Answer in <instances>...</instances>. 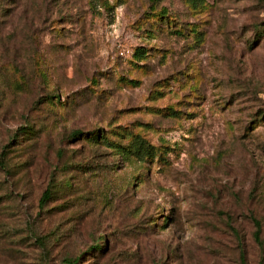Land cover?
<instances>
[{
  "label": "rangeland",
  "instance_id": "1",
  "mask_svg": "<svg viewBox=\"0 0 264 264\" xmlns=\"http://www.w3.org/2000/svg\"><path fill=\"white\" fill-rule=\"evenodd\" d=\"M261 256L264 0H0V264Z\"/></svg>",
  "mask_w": 264,
  "mask_h": 264
},
{
  "label": "trees",
  "instance_id": "2",
  "mask_svg": "<svg viewBox=\"0 0 264 264\" xmlns=\"http://www.w3.org/2000/svg\"><path fill=\"white\" fill-rule=\"evenodd\" d=\"M190 1L193 2L195 5H198V4L203 2V0H190ZM56 96H58V95H56ZM76 132L79 133V134L83 133L80 130H77ZM93 138L94 139H98V140H99V138L102 139V133L99 132V131H98V133H97V131H94L93 132ZM137 143H138V145L136 146V150H137V152L139 154H143V153H146V152L149 153V152H151V149H153V145L150 144L149 142H147L140 135H137ZM116 146L119 147L120 143L118 145H116ZM53 192H54V188L52 186L51 187L49 186V187H47L44 190V192H43V194H42V196L40 198V205L41 206H43L46 203L47 200L51 199V197L53 196ZM253 219H254V223H255V226H256V229L254 231L255 239L262 244V242H263L262 239H261L262 222L256 216H253ZM100 246H101L100 243L97 242V243L92 245V248L97 250L98 247H100ZM67 259L69 261V264H75L77 259H78V257H69ZM259 264H264V256H261Z\"/></svg>",
  "mask_w": 264,
  "mask_h": 264
}]
</instances>
